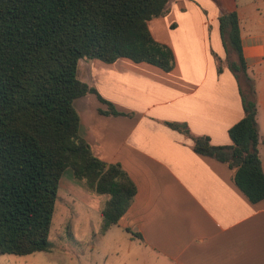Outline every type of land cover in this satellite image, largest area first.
<instances>
[{"label":"crops","instance_id":"crops-1","mask_svg":"<svg viewBox=\"0 0 264 264\" xmlns=\"http://www.w3.org/2000/svg\"><path fill=\"white\" fill-rule=\"evenodd\" d=\"M233 9L255 83L264 167V18L252 7L240 8L236 0H169L166 14L148 22L153 38L173 52L169 72L126 58L79 62L78 78L130 115L101 114L108 106L94 94L74 103L80 136L93 154L119 164L136 186L126 214L104 235L118 227L135 237L136 255L146 264H264V200L250 202L228 165L196 153L189 137L165 124L187 125L215 146L232 144L228 131L244 109L226 64L219 15ZM74 179L73 194L100 214L107 196Z\"/></svg>","mask_w":264,"mask_h":264},{"label":"trees","instance_id":"trees-1","mask_svg":"<svg viewBox=\"0 0 264 264\" xmlns=\"http://www.w3.org/2000/svg\"><path fill=\"white\" fill-rule=\"evenodd\" d=\"M169 0H0V255L49 249L63 174L71 170L90 192L106 195L102 233L126 214L136 186L119 164L97 158L80 136L75 101L96 95L103 115H125L78 78L81 59L120 58L169 72L172 50L148 27ZM227 65L235 76L244 117L215 146L188 126L165 122L193 142V150L228 165L252 203L264 200L255 83L243 56L236 9L219 16ZM218 71H221L219 66ZM141 238L140 234H133Z\"/></svg>","mask_w":264,"mask_h":264},{"label":"rangeland","instance_id":"rangeland-1","mask_svg":"<svg viewBox=\"0 0 264 264\" xmlns=\"http://www.w3.org/2000/svg\"><path fill=\"white\" fill-rule=\"evenodd\" d=\"M236 3L240 8L252 7L264 18V0H236ZM63 176L49 249L28 255H0V264H146L141 254L136 255L140 244L135 237L118 227L111 234L102 233L101 215L73 194L71 170Z\"/></svg>","mask_w":264,"mask_h":264}]
</instances>
